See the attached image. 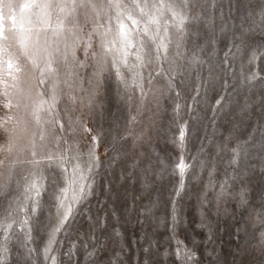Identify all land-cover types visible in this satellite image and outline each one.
Here are the masks:
<instances>
[{
    "label": "rangeland",
    "instance_id": "obj_1",
    "mask_svg": "<svg viewBox=\"0 0 264 264\" xmlns=\"http://www.w3.org/2000/svg\"><path fill=\"white\" fill-rule=\"evenodd\" d=\"M146 11L0 0V264H264V0Z\"/></svg>",
    "mask_w": 264,
    "mask_h": 264
},
{
    "label": "snow or ice",
    "instance_id": "obj_2",
    "mask_svg": "<svg viewBox=\"0 0 264 264\" xmlns=\"http://www.w3.org/2000/svg\"><path fill=\"white\" fill-rule=\"evenodd\" d=\"M106 3L110 9L115 10L116 15L114 17H110V19H115L119 24V27L117 29V37L119 38L121 47L118 49L114 47L116 40L108 41V40L104 39V37H106V35H107V32L101 34V37H102L101 47L107 50V54H111L113 51L120 53V56L118 57V62L120 64L127 66L128 65V56L131 54L129 52V49L136 47V44L134 43L132 35H131L132 29L129 27V25L127 23L124 22V20L121 17L126 16L127 20L130 21L131 24L137 25L139 23V21L133 15V12L139 11V13L141 15L147 17L148 24H157L158 25L159 20L155 14L149 15V13L146 11V9L148 8L149 0H142V2H141V0H127V3H125L124 0H106ZM31 6L32 5H29V4L24 5V7H26V8L31 7ZM153 7H155V6H153ZM108 31H111V29H108ZM143 32L146 34L149 32V28L147 27V25L144 27ZM161 47H166V46L161 44ZM136 59L137 60L142 59V57L139 55V53L136 54ZM116 62H117V58L114 57L113 63L115 64ZM9 66L11 67V65H9ZM48 68L50 71L52 70L51 63H49ZM116 71L118 74H120L119 67L116 68ZM181 138H183V137H181ZM184 167H185V165L182 163L179 165L181 173H183ZM73 183H75V181H73ZM32 187H35V185H33ZM64 191L66 193L68 190L65 189ZM85 194L86 193H85L84 187L82 185H78L77 188L74 190L72 199L74 202L79 201L81 198H83V196ZM37 195H39V193H37ZM65 199H67L66 195L60 199V206L62 209H64V211L62 212L63 219H62L61 223H63L64 221H66L68 219V217L72 211L71 205L65 206V204H64ZM25 223H26V221H25ZM0 227H2V226H0ZM9 227H10V225H9Z\"/></svg>",
    "mask_w": 264,
    "mask_h": 264
}]
</instances>
